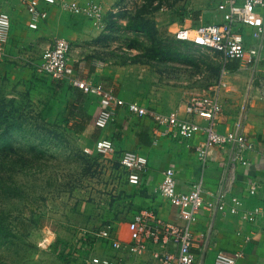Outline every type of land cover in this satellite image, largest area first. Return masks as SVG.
<instances>
[{"label":"crops","instance_id":"obj_1","mask_svg":"<svg viewBox=\"0 0 264 264\" xmlns=\"http://www.w3.org/2000/svg\"><path fill=\"white\" fill-rule=\"evenodd\" d=\"M76 1L84 4L88 0ZM89 1L98 3V0ZM222 1L211 0V8L197 14L194 22L177 25L172 34L181 26L221 23L223 12L217 6ZM21 2L0 0V12L9 15L11 24L5 55L0 63L6 61L11 65L26 66L31 50L38 51L40 63L43 51L56 38H63L69 46L68 60L80 78L111 90L127 103L137 102L161 114L175 112L179 118L197 123L201 128L206 121L187 115L185 105L191 97L209 90L218 94L221 112L216 117L215 130L225 133L234 130L235 123L241 122L240 132L253 145L252 150L242 153L245 165L235 159V145L211 149L208 160L202 164L196 152L205 141L202 129L188 139L173 138L170 134H162L166 130L164 127L157 128L151 120L132 115L126 108H117L110 124L105 129H97L93 123L100 109L98 98L86 95L66 82H58L72 89L70 112L73 127L94 142L101 138L112 140L113 154L118 158L125 151H135L147 158V170L139 185L129 184L135 209L132 217L148 209L164 223L185 226L176 208L158 191L163 171L173 168L178 192H188L200 185L207 203L222 201L225 205L224 211L216 207L200 210L197 220L189 226L193 264H213L219 252L238 254L235 264H264V216L258 214L252 220L247 219L264 203V96L260 86L264 83V70L254 73L243 68L238 61L230 60L227 63L234 65L232 68L228 69L223 63L217 76L208 77L205 67L198 63L175 67L166 62L165 68L161 69L157 62L128 60L125 47L118 49L103 44L101 41L106 37L95 31L91 20L83 15L49 7L47 19L38 29H29V16ZM103 18L106 19L104 14ZM248 31L243 32L247 40ZM251 182L257 183L254 194L248 192ZM234 197L240 206L232 214L229 207ZM127 224L118 226L113 240L123 245L126 256L119 260L121 264H162L160 254L175 249L171 240L161 236L157 243L146 240L145 249L140 254L130 253L126 249V245L132 244Z\"/></svg>","mask_w":264,"mask_h":264},{"label":"rangeland","instance_id":"obj_2","mask_svg":"<svg viewBox=\"0 0 264 264\" xmlns=\"http://www.w3.org/2000/svg\"><path fill=\"white\" fill-rule=\"evenodd\" d=\"M97 4L106 19L92 26L106 37L103 44L125 47L128 60L161 69L166 62L198 63L206 76L219 74V53L179 42L171 32L194 22L211 0ZM137 14L148 33L127 28ZM29 55L26 66L0 63V264L122 261L123 246L115 248L113 240L135 210L127 171L115 154H98L94 140L73 130L72 89L38 75V51Z\"/></svg>","mask_w":264,"mask_h":264},{"label":"built area","instance_id":"obj_3","mask_svg":"<svg viewBox=\"0 0 264 264\" xmlns=\"http://www.w3.org/2000/svg\"><path fill=\"white\" fill-rule=\"evenodd\" d=\"M24 11L29 16L28 28L38 29L41 22L48 17L49 7H57L64 12L75 15H83L91 20L93 25H100L103 14L100 6L95 2L81 4L76 0H22ZM223 12L222 22L219 24H207L198 26H181L172 35L177 41L188 42L191 45L214 50L221 54L224 63L236 60L240 65L252 72L264 70V0H223L217 6ZM10 18L5 12H0V61L5 55V46L10 36ZM248 31V40L244 31ZM69 46L65 39L56 38L52 45L45 49L41 61L36 68L40 76H48L58 82H66L69 86L80 90L86 95H94L99 100L100 109L94 119V127L105 129L113 120L117 108H126L127 111L139 118H146L158 128L164 127L163 135L170 134L173 138L188 139L203 130L205 141L197 147V158L205 164L209 158V151L213 148H223L229 145L237 147V159L245 165L246 161L242 153L253 149L241 130V122L235 123L234 130L219 133L215 130L216 117L221 112V103L217 93L206 92L195 95L185 105V113L197 116L206 121L201 128L197 123L178 117L177 113L161 114L142 107L137 102L127 103L117 97L111 90L98 85H92L87 80L78 76L76 68L68 60ZM264 78V77H263ZM261 91L264 96V83H261ZM94 149L98 154L106 155L114 153L112 140L101 138L94 143ZM122 167L127 171L128 184L137 186L142 175L147 170V158L135 151H125L119 155ZM176 173L173 168H167L162 173L159 182V193L167 198L169 203L176 208L179 216L184 220L185 226L178 227L164 223L153 211L143 209L137 212L128 222L127 227L132 241L126 245V249L133 254H140L145 249L146 240L157 243L162 239L171 240L175 249L167 250L160 254L162 264H193L194 255L190 250L191 235L189 226L198 217L199 211L216 207L224 211L222 201L215 204L207 203L202 196L200 185L193 187L188 192H178ZM248 192L254 194L257 183L251 182ZM230 213H236L240 202L237 198L231 199ZM253 215L247 217L252 220L254 215L264 216V203L254 209ZM104 236L108 233L103 232ZM113 246L119 249L123 246L114 242ZM238 254L229 255L223 252L217 253L213 264H235ZM93 264H121L113 259H92Z\"/></svg>","mask_w":264,"mask_h":264},{"label":"trees","instance_id":"obj_4","mask_svg":"<svg viewBox=\"0 0 264 264\" xmlns=\"http://www.w3.org/2000/svg\"><path fill=\"white\" fill-rule=\"evenodd\" d=\"M156 8H158V7H154L153 9H152V12H153V10H155ZM135 20H133V22L132 21H130L129 20V22H128V24H127V28L129 29V30H136V31H141V32H143V33H148V24H147V22L145 23V21H143L144 20V18L143 17H141V18H139V14H137L136 15V17L134 18ZM227 66V68L229 69V68H232L233 66L230 64V63H226L225 64V67ZM73 130L75 131V132H77V133H81L80 132V130L77 128V127H73Z\"/></svg>","mask_w":264,"mask_h":264}]
</instances>
